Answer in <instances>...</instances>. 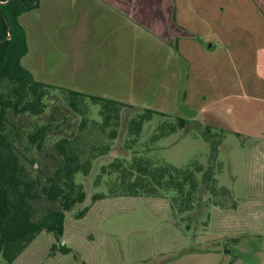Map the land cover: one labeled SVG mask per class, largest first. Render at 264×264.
Listing matches in <instances>:
<instances>
[{
    "label": "rangeland",
    "instance_id": "obj_1",
    "mask_svg": "<svg viewBox=\"0 0 264 264\" xmlns=\"http://www.w3.org/2000/svg\"><path fill=\"white\" fill-rule=\"evenodd\" d=\"M215 1L193 4L197 5L195 9L200 8L198 12L215 15ZM214 22L207 19L204 40L208 43L213 42ZM181 23L191 30L196 24L194 19L182 16ZM47 36L57 43V23ZM193 39L195 42L181 50L190 59L186 81L158 83L154 86L157 92L150 85L154 91L149 94L148 85L126 82L130 80L121 81L116 93L109 90L112 84L85 82L80 85L84 92L67 84L57 86L62 77L69 83L84 76L85 68L73 70L69 61V67L63 62L50 75H37L38 81L52 82L44 98L45 112L40 116H14L9 122L17 146L25 154L24 164L34 176L46 181L61 160L55 146L68 139L89 171L76 176L86 200L67 215L61 243L70 252L61 255L54 236L43 233L18 264H231L230 250L243 253L233 264H264V139L256 136L260 131L250 132L251 120L245 118L250 107L242 97L246 85L235 86L239 98L234 101L218 99L224 90L214 77L213 57L223 51L210 53L198 45L199 37ZM61 43L78 47L69 45L64 37ZM57 69L61 72L58 76ZM88 87L95 91L85 93ZM70 91L104 96L127 106L106 111L107 116L110 112L107 122L101 107L89 98L72 97ZM142 91L146 95L137 97ZM73 99L78 110L71 105ZM145 109L166 115H155L137 135L131 131L133 121ZM180 118L189 123L180 127ZM254 119L255 127L262 128V118L256 115ZM44 125H48L49 134L43 148L25 149L30 146L27 136ZM132 165V175L122 174L123 167ZM161 167H176L196 176L197 187L191 189L189 200L166 184L170 174L175 175L172 171L164 174L155 197L146 196L144 188H139L137 195L128 193V184L137 178L139 169L142 173L146 168ZM98 193L106 196L93 208L92 197ZM48 208H57V203L38 199L36 216ZM86 208L91 209L81 215ZM0 264L8 263L0 258Z\"/></svg>",
    "mask_w": 264,
    "mask_h": 264
},
{
    "label": "crops",
    "instance_id": "obj_2",
    "mask_svg": "<svg viewBox=\"0 0 264 264\" xmlns=\"http://www.w3.org/2000/svg\"><path fill=\"white\" fill-rule=\"evenodd\" d=\"M199 2L40 0L38 8L19 18L29 47L22 64L37 78L43 73L50 75L63 62L69 67V61L73 70L84 67V76L69 83L62 77L57 80V86L67 84L84 92L80 85L84 86L85 82L112 84L109 90L116 93L120 91L121 81L130 80L126 82L137 85L139 81L141 86L148 85L146 91L149 94L154 90L157 92L154 86L158 83L186 81L190 59L182 55L181 50L191 41L195 42L193 38L199 37L198 45L206 51H223L213 57L214 77L224 90L218 99L234 101L239 98L235 86L246 85V94L242 97L250 109L245 111V118L251 120L250 132L260 131L261 134L256 136L264 139V124L262 128L255 127L257 121L254 119L258 115L264 123V0H226V3L216 0L219 14L216 12L215 15L198 12L200 8L194 7ZM181 16L195 20L192 30L181 23ZM207 19L215 21L212 43L205 41ZM55 23L57 43L50 42L47 36ZM60 36L69 45L78 47L63 46ZM72 72L75 73L71 71L70 74ZM60 73L57 69V76ZM87 89L85 93L88 94L95 91L90 87ZM136 95L141 98L146 94L142 91ZM239 112L242 114L244 110Z\"/></svg>",
    "mask_w": 264,
    "mask_h": 264
},
{
    "label": "trees",
    "instance_id": "obj_3",
    "mask_svg": "<svg viewBox=\"0 0 264 264\" xmlns=\"http://www.w3.org/2000/svg\"><path fill=\"white\" fill-rule=\"evenodd\" d=\"M39 4L40 0H0V258L8 264H18L26 249L43 233L53 235L58 242L59 253L67 255L70 251L61 243L66 233L67 215L86 200V192L76 182V176L80 173L87 175L89 170L80 163L79 155L70 146V140L62 139L55 146L61 160L54 173L43 181L39 175L34 176L24 164L25 154L17 146L12 128H9L11 117L27 113L32 116L42 115L46 109L44 98L48 89L52 88L49 84L38 81L22 64L29 47L19 18L38 8ZM69 94L74 98H89L94 105L102 108L106 121L110 118L111 108L119 110V107L127 106L113 99L88 96L75 91H70ZM71 105L78 110L74 99ZM106 111H110L108 116ZM155 115L166 114L145 109L144 113L134 119L131 131L140 134L144 123L152 120ZM178 122L180 127L189 123L184 118H180ZM172 128L174 132L175 126ZM48 134V125L36 128L27 136L30 146L24 148L34 147L40 150ZM17 138H21L18 132ZM119 168L117 166L115 169ZM134 168V165L123 167L121 172L132 175ZM170 171L175 175L170 174L166 184L189 200L191 189L197 187V178L176 167L146 168L142 173L139 169L137 178L128 184V193L137 195L139 188H144L146 196L155 197L159 188H162L164 174ZM211 179L209 176V180ZM189 185L190 188L185 193ZM105 196L102 193L95 194L92 197V203L95 204L93 208ZM43 197L54 205L57 203V208H48L37 217L36 203ZM90 209H84L81 215Z\"/></svg>",
    "mask_w": 264,
    "mask_h": 264
},
{
    "label": "flooded vegetation",
    "instance_id": "obj_4",
    "mask_svg": "<svg viewBox=\"0 0 264 264\" xmlns=\"http://www.w3.org/2000/svg\"><path fill=\"white\" fill-rule=\"evenodd\" d=\"M228 253V252H227ZM229 254L231 255V264L236 262L239 258L237 256L242 257L243 253L238 254L236 251L230 250ZM238 258V259H236Z\"/></svg>",
    "mask_w": 264,
    "mask_h": 264
},
{
    "label": "water",
    "instance_id": "obj_5",
    "mask_svg": "<svg viewBox=\"0 0 264 264\" xmlns=\"http://www.w3.org/2000/svg\"><path fill=\"white\" fill-rule=\"evenodd\" d=\"M8 30L10 31V27H9V24H8ZM9 37H11V34L9 33Z\"/></svg>",
    "mask_w": 264,
    "mask_h": 264
}]
</instances>
